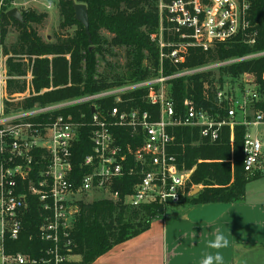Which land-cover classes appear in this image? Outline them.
Returning a JSON list of instances; mask_svg holds the SVG:
<instances>
[{"label":"built area","instance_id":"1","mask_svg":"<svg viewBox=\"0 0 264 264\" xmlns=\"http://www.w3.org/2000/svg\"><path fill=\"white\" fill-rule=\"evenodd\" d=\"M16 7L17 0H0V264H80L73 234L82 205L122 201L113 186L126 177L139 178L133 193L123 198V204L132 209L150 204L170 208L191 196L186 187L193 170L181 169L170 153L176 128L197 130L200 140L210 143H216L223 129L229 128L233 149L235 127H245V172L264 174V110L257 108L264 95L254 77L244 74L223 87L217 78L213 113L197 108L189 97L183 101L184 111L177 112L171 85L175 79L219 73L222 68L264 57V52L163 74L165 61L178 68L190 49L210 53L230 43L256 45L259 31L251 18V0H159L161 25L159 34L151 37L159 51L157 77L57 103H34L30 108L25 105L56 88L51 85L38 91L35 87L36 61L44 57L17 54L2 41V14ZM52 8L50 2L47 9ZM17 65L22 75L15 71ZM138 91H145L142 101L157 108L156 113L121 107L132 100L124 97ZM106 99L115 102L107 112L98 103ZM81 105L90 106L89 118L63 113ZM117 129L129 131L139 145L122 147ZM83 130H89L91 154L81 164V169L88 170L82 174L75 168V149ZM95 194L101 197L90 203L89 197ZM30 207L40 213L38 236L46 246L38 248L36 255L11 252L8 242L19 239Z\"/></svg>","mask_w":264,"mask_h":264},{"label":"trees","instance_id":"2","mask_svg":"<svg viewBox=\"0 0 264 264\" xmlns=\"http://www.w3.org/2000/svg\"><path fill=\"white\" fill-rule=\"evenodd\" d=\"M57 2L61 18L60 31L76 25L79 31L75 36L57 33L55 42L47 43L35 29L43 27L47 20L46 14L35 11L23 12L24 22L2 14V41L5 43L10 29L18 32V41L11 46L17 54L43 56L36 61L35 87L38 91L50 88L56 90L44 94L25 105L30 108L34 103L47 105L93 95L112 87H118L127 82H139L157 77L160 68L159 51L151 37L160 29V14L158 0H52ZM75 4L87 6L91 44L83 26L75 20ZM251 18L258 26L259 36L253 47L241 43L217 47L210 53L201 49H190L187 60L178 68L164 62L163 74L171 76L183 69H193L210 62L242 58L252 53L264 52V0H251ZM111 36L110 40L103 37L102 32ZM113 49H124L127 58L126 74L122 77L103 76L98 72V56L112 55ZM5 51H7L5 49ZM69 56V59L67 58ZM49 57H53L49 59ZM147 62V65H145ZM15 71L22 75L21 65ZM264 57L247 60L219 70L218 83L221 87L228 80H238L242 75L254 77L264 95ZM213 72L196 74L190 77L175 79L171 82L172 98L177 112H183V101L192 98L197 108H204L213 113L214 82ZM71 83V86H69ZM205 86H208V99L205 96ZM19 90L23 87L17 85ZM145 91L131 93L124 97L125 101L132 99L121 107H139L144 111L156 113L157 108L142 101ZM107 112L115 106L114 99L98 102ZM264 110V102L257 106ZM72 113L76 118L85 114L91 115L89 105H81L63 112ZM225 113H222L224 116ZM119 144L126 148L139 145L125 129H117ZM247 129L235 127L233 149L230 145V130L224 128L216 143L201 141L197 130L176 128L173 131L175 142L170 153L177 157L179 167L192 171L186 192H192L196 187H202L196 196H187L178 207L188 208L204 204L240 203L246 195L248 183L259 179L262 175L250 176L244 169V138ZM91 154L89 130H83L81 141L75 149V168L80 173L84 158ZM139 182L137 177H126L113 186L122 201H98L82 205L81 213L74 228V253L80 258V264H93L115 246L133 239L149 230L151 223L169 212L168 206L150 204L141 209H132L123 204V198L133 193ZM24 230L17 241L8 242L11 252L36 255L37 249L45 247L38 236L41 225L40 213L36 207H30L24 220Z\"/></svg>","mask_w":264,"mask_h":264},{"label":"crops","instance_id":"3","mask_svg":"<svg viewBox=\"0 0 264 264\" xmlns=\"http://www.w3.org/2000/svg\"><path fill=\"white\" fill-rule=\"evenodd\" d=\"M218 234L226 246H212ZM209 256L212 264H264V174L248 183L242 202L173 206L93 264H203Z\"/></svg>","mask_w":264,"mask_h":264},{"label":"rangeland","instance_id":"4","mask_svg":"<svg viewBox=\"0 0 264 264\" xmlns=\"http://www.w3.org/2000/svg\"><path fill=\"white\" fill-rule=\"evenodd\" d=\"M159 1V0H158ZM52 2V0H17V7L22 13L27 11H35L38 14H46L47 20L43 27L35 26V29L38 31L39 35L47 42L53 43L55 42V35L57 33L69 36H75L77 31H79V27L76 25H72L67 27L65 30L60 31V14L59 9L57 6V2H52L55 9L49 10L47 9V5ZM159 5V2H158ZM10 33L7 36V40L5 41V45L8 47L13 46L18 41V32L12 28L10 29ZM81 31V30H80ZM159 34V31L156 33ZM103 37L107 40L111 39V36L106 33L102 32ZM94 47V45H92ZM112 55L105 54L104 57L102 55H97L98 57V72L100 75L103 76H110L115 77L124 76L127 72V58H126V51L124 49H113L111 50ZM43 57V56H42ZM147 65V62H145ZM216 79L219 78V73H215ZM264 162V158L262 159ZM202 187H196L195 189H201ZM194 189V190H195ZM101 195L95 194L94 196H90L88 201L94 202L99 199Z\"/></svg>","mask_w":264,"mask_h":264},{"label":"water","instance_id":"5","mask_svg":"<svg viewBox=\"0 0 264 264\" xmlns=\"http://www.w3.org/2000/svg\"><path fill=\"white\" fill-rule=\"evenodd\" d=\"M68 1H74V0H68ZM74 11H75V20L78 21L84 28V31L86 35L88 36L89 43L91 44L90 51L93 50L92 47V40L90 35V22H89V15H88V9L86 5L83 4H75L74 5ZM7 15L18 21L19 23L24 22V16L22 12L18 8L11 9L8 11ZM94 112V111H92ZM200 192V189H195L192 191L191 196H196Z\"/></svg>","mask_w":264,"mask_h":264},{"label":"clouds","instance_id":"6","mask_svg":"<svg viewBox=\"0 0 264 264\" xmlns=\"http://www.w3.org/2000/svg\"><path fill=\"white\" fill-rule=\"evenodd\" d=\"M227 245V240L221 236V235H217L216 236V239H215V242L213 243V247L215 248H220V247H224ZM215 259L217 261H219L221 259L220 256H216ZM213 262V257L209 256L207 259L204 260L203 264H212Z\"/></svg>","mask_w":264,"mask_h":264}]
</instances>
